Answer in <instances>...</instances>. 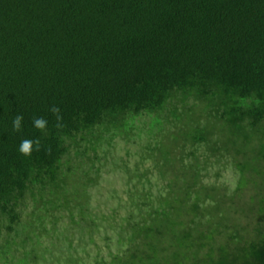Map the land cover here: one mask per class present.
<instances>
[{"label":"trees","instance_id":"1","mask_svg":"<svg viewBox=\"0 0 264 264\" xmlns=\"http://www.w3.org/2000/svg\"><path fill=\"white\" fill-rule=\"evenodd\" d=\"M262 124L264 0H0V264H264V219L231 231L211 213L233 195L200 183L202 147L244 169L221 128ZM24 139L40 141L31 157ZM153 174L167 194L149 211ZM107 178L132 185L138 213L93 207Z\"/></svg>","mask_w":264,"mask_h":264},{"label":"rangeland","instance_id":"2","mask_svg":"<svg viewBox=\"0 0 264 264\" xmlns=\"http://www.w3.org/2000/svg\"><path fill=\"white\" fill-rule=\"evenodd\" d=\"M258 130L256 132H251L252 130H249L246 134H241L242 136L234 137L232 136V133H230L229 130L221 128L219 131L224 134L225 138L227 141H233V139H239L238 144H235L231 146L228 143V146L235 148L236 150H232L230 153H232L234 156L235 154L237 155L238 152H240L238 157L240 156L241 162L244 164L242 165L244 169H239L238 164L236 163L237 166V172L235 169L230 168V164L232 163V158L231 156H228L224 151H221L215 155L206 153V148L202 147L200 151V161L202 163L205 162L206 167L209 169L206 171H203L201 173L202 178L200 180V183L203 184H212L216 183V185L219 187L221 186L223 188V191H225V194H231L233 195V200L230 199V201H225L221 200L219 202L220 208L218 209L217 207L212 208V216H216L217 219L220 215L223 214L222 218V224L223 219L225 220V225L224 227H229L231 231L237 232V230L241 229L243 226L245 228V232L243 234L247 236H251L253 233V229L250 227L251 224L255 223L257 225L264 219V160L261 158V155L264 154V152H261L262 149L261 147H258L260 145L259 143L264 140V124L261 125V128H257ZM262 133V134H260ZM226 139H224L226 141ZM120 142V141H118ZM264 142V141H263ZM120 145H116L112 150L116 151L118 156H121L124 160H127L129 163L130 167L133 169L135 167V163L137 161L136 158H124L123 156L125 155V146L124 144H121V148L119 149ZM105 148V147H104ZM107 149V148H105ZM104 149V150H105ZM264 149V148H263ZM237 152V153H236ZM261 152V153H260ZM99 154L102 158V162L105 163L106 160L104 159V151L99 150ZM111 159V157L109 158ZM208 161V162H207ZM111 161H107V166L103 169L104 176L109 177L104 171H110L112 168L110 166ZM240 164V163H239ZM149 166V165H148ZM145 165L144 168L148 167ZM173 169H176L177 167H173L172 164H168V167L163 168V170H160L162 174L166 173L164 172L165 170L168 171V169L171 171ZM122 172V171H121ZM191 169L185 170V173L182 171V175L180 176L177 171L172 174L173 175V183L172 187L173 189L171 190V193H177L180 192V195L185 196V190L178 189L179 187V182L181 180H184L182 182L183 185H185L188 181H191L192 179H195L193 174H192ZM168 175L170 172H167ZM166 173V174H167ZM219 174V176H218ZM113 175H111L112 177ZM159 178V174L157 175ZM156 174L151 175V183L152 187L150 192L152 193V197L148 198V202H150L151 206L148 209L152 207L157 208V204L154 203V200L157 199L158 192L162 191L164 192V195L167 194V191L164 190H159L158 187H163L162 185L164 183H157L159 179L157 178ZM165 175H163L164 177ZM181 178V179H180ZM164 179V178H162ZM161 179V180H162ZM160 180V181H161ZM205 186V185H203ZM202 186L199 190L205 194V191L210 194L208 190H205V188ZM124 186V182L122 179H109L107 178V182H104L102 185L99 184L98 186V192L99 195L97 194L96 197L93 200V207H97V211L100 212L102 210L103 214H110L112 213L114 206L119 209L120 212V217L124 215V213L131 212L132 208H134L135 213H138L139 211V206L136 204L135 207L131 206V202L133 201V196L129 197V188H132V185ZM236 189L238 190L236 192ZM114 192L117 197L114 200H108V198L111 196V193ZM96 193V192H95ZM223 194V193H222ZM211 197H214L212 193L210 194ZM171 196H173L171 194ZM124 202H122V199ZM151 199V200H150ZM212 198H210L211 200ZM101 204V206H99ZM211 204V202H210ZM209 204V205H210ZM122 206L120 209L118 206ZM164 205V203H163ZM132 207V208H130ZM221 211V213L218 215V211ZM97 213V212H96ZM135 220H138L137 215H135ZM64 226V225H61ZM52 227L50 225L46 226V229H51ZM181 229V227H180ZM53 233V232H50ZM113 233V232H112ZM111 233V234H112ZM55 236L53 237V234L49 236H42L43 241L50 245L52 243L58 244L57 238ZM100 240V239H99ZM101 244H103V241H101ZM77 243V242H76ZM111 244V243H110ZM113 245L115 244V241L112 243ZM112 249H114V246H111ZM104 248H105V242H104ZM80 254L82 255L83 251L80 250ZM88 251H90V256L91 258L94 259L96 257V251H93V248H89ZM115 251V250H114ZM108 253V249L105 248L104 254L106 255ZM94 257V258H93ZM91 259V260H92Z\"/></svg>","mask_w":264,"mask_h":264},{"label":"clouds","instance_id":"3","mask_svg":"<svg viewBox=\"0 0 264 264\" xmlns=\"http://www.w3.org/2000/svg\"><path fill=\"white\" fill-rule=\"evenodd\" d=\"M52 112L54 114H57V118L59 119V116H58L59 110L56 108H53ZM23 120H24V117L22 115H17L14 118V120L12 121V126L15 132L17 133L22 132ZM32 125L35 129L39 130L41 133H44L46 132L48 128V121L44 119L43 117L34 118L32 121ZM34 145H35V149L39 150L40 141L38 139L35 141L31 139H24L21 141L18 151L20 154H22L25 157H31L34 151Z\"/></svg>","mask_w":264,"mask_h":264}]
</instances>
